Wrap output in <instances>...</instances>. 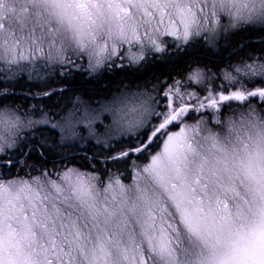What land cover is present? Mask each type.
Wrapping results in <instances>:
<instances>
[{"label": "snow or ice", "instance_id": "6c2138e0", "mask_svg": "<svg viewBox=\"0 0 264 264\" xmlns=\"http://www.w3.org/2000/svg\"><path fill=\"white\" fill-rule=\"evenodd\" d=\"M247 30L264 32V0H0V93L53 67L146 72ZM250 60L218 74L191 68L192 91L158 77L151 92L81 104L59 121L0 105V264H264V58ZM40 125L78 138L103 176L33 168V154L52 151L34 138Z\"/></svg>", "mask_w": 264, "mask_h": 264}, {"label": "bare ground", "instance_id": "6f19581e", "mask_svg": "<svg viewBox=\"0 0 264 264\" xmlns=\"http://www.w3.org/2000/svg\"><path fill=\"white\" fill-rule=\"evenodd\" d=\"M242 33H248V34L251 33L250 36L255 38L256 36H258V34H263L264 32H261L259 30H247V31H242V32L235 33V34L238 35ZM253 40H256V39H253ZM217 42L218 44H215V45H219V43H221V39L217 40ZM208 46L209 45H196V47H200L204 49H209L213 45H210V47ZM253 51L250 55L244 56L243 58H240L238 56H233L232 58H229L223 62H220L219 64L213 65V67H209V65L207 64H204L203 66L199 64H196V65L193 64L181 73L182 75H184L185 73H188L189 70L193 68V66H196L199 68H203L205 73L218 74L219 72L225 69H229L230 66L240 64L242 61L251 62L250 58H256L257 60H259L261 53L257 52V50H253ZM71 73H73V71ZM180 74L175 76V80L172 75L171 76L163 75L161 77H163L164 81H168L169 84H171L173 81L181 80L182 76H180ZM79 76L80 77H77V76H74L73 74H61L60 76H58L56 74L52 76L51 78L30 79L29 77L26 78L25 76L21 74L19 77H23V79L17 78L14 81L22 80L20 82V87L26 88L28 89V91L22 94V92H17V89H15L16 92L19 94L17 95L18 99L16 102L13 101L7 107L14 108V105L22 104L25 101L31 99L32 94L35 95V94L41 93L42 97L36 102V104L27 106L26 108L23 109V111L35 113L33 115H35L37 117L36 119L38 120L41 119L42 117H47L48 119L59 121L61 120V117L67 115L69 111L73 110L75 107H79L81 104H88V105L95 107L100 102L111 99L112 96L117 95L120 92L137 91V90H145V91L151 92L154 85L157 88L160 87V84L157 82V79H150L152 81H147L148 78L150 77L147 78L146 76H144L143 79H138L137 81L132 82L133 84H130V85L122 84L120 86H116L114 84H111L110 86L108 85L104 86L103 85L104 81L112 82L116 76L115 72L107 73L105 68L100 69L99 74L94 75L93 73L92 75H87V77H83L82 75H79ZM81 77L83 79H81ZM14 81L12 82L14 83ZM10 82L5 81L3 83L6 86H8ZM218 84H219V80L217 79L216 84H214V88L218 86ZM84 86L86 87L83 88ZM14 87H15V83H14ZM199 87L200 86L197 85L195 82H189V85L186 89L188 91H192V90L198 89ZM93 89L97 91H103V92H100L98 95L91 94L90 91H95ZM75 90H80V91L72 94L70 98L72 100L71 101L69 100L70 95H68V93L70 91H75ZM52 95H54L57 98V104L55 105H52L49 102L47 103L48 97ZM225 110H227V108H225ZM210 113H211V110H208L207 119H210L211 117ZM213 128H216V127L213 125ZM22 134L27 136L29 134L28 130L26 129L24 133ZM84 135L85 136L87 135L86 131L84 132ZM41 137L43 138L47 137L50 139V142L54 143V145L58 144L57 146H61L63 149H66L67 153L65 152L66 154L64 155H58V153L55 152L56 154L55 159L69 160L70 162H68L69 163L68 167H77L85 172L95 171L100 174H102V172L105 171V168L102 162L97 163L95 162L94 159L84 158V152L81 150L80 147H77V145L81 143V141L78 138L75 140L68 139V140H65L64 142H61L57 130L51 129L50 127L46 125H40L35 130L34 138L41 139ZM85 146L88 148L89 157H93L94 153L95 155H99V153L96 152V150L91 147L90 141L86 142ZM35 161L36 160L34 159V155H33L31 160L28 161V163L33 168L37 169L34 164ZM137 162L143 163L144 161H137ZM94 163H95V167H93ZM131 166L132 165L129 164V166L123 170V181L125 183H129L131 181V177H132L131 172H133V167L131 168ZM22 173L23 172H21V174Z\"/></svg>", "mask_w": 264, "mask_h": 264}, {"label": "trees", "instance_id": "16d2710c", "mask_svg": "<svg viewBox=\"0 0 264 264\" xmlns=\"http://www.w3.org/2000/svg\"><path fill=\"white\" fill-rule=\"evenodd\" d=\"M250 35L251 33L238 34L236 36H233L231 41H229L227 44L221 43L219 45H213V47L209 49L195 47L192 50H190L191 55L186 56L182 62L174 59L173 61H168V62H163V63H158V64L156 63L154 68L149 69L146 72H139V73H136V72L128 73V72H123V71L116 72V76L113 79V81L112 82L104 81L103 85L104 86L106 85L110 86L111 84H114L116 86H120L122 84L130 85V84H133L132 82L137 81L138 79H143L144 76H146L147 78L150 77L148 78L147 81H152L150 79H156L163 75L164 76L165 75H169V76L175 75L176 76L193 64L194 65L207 64L209 65V67H213V65L219 64L220 62H223L229 58H232L233 56H238L240 58H243L244 56L250 55L253 50H257V52L261 53L259 59L264 58V33L258 34V36H256L255 38L251 37ZM253 39H256V40H253ZM18 78L23 79V77H18ZM21 81L22 80L14 81L15 87L12 81L10 82L8 86L5 87L4 91L6 92V95L4 93H0V96L2 97V98L0 97V105L8 106L13 101L15 102L17 101L18 99L17 95H19L17 92H22L23 94L28 91V89L20 87ZM85 87L86 86H84L83 88ZM15 89H17V92ZM79 91L80 90L70 91L68 93V95H70L69 100H71L70 98L72 94L79 92ZM100 92H103V91H97V90L90 91L91 94H97V95ZM31 97L34 98L35 99L34 101L37 102L42 97V95L41 93L35 94V95L32 94ZM48 102L51 103L52 105H55L57 104V98L54 95H52L48 97L47 103ZM33 103L34 102L31 101V105H33ZM227 113L230 114L229 111H227ZM204 119L207 120V116H205ZM44 139L48 141V144L51 146L52 151L48 152L45 158L43 159L40 158L38 155L33 154L34 159L36 160L34 163L35 167L37 169H40L43 167L49 171H54L64 165L68 166L69 165L68 162H70L69 160L55 159L56 158L55 152H57L58 155H64L67 153L66 149H63L61 146H57L58 144L54 145V143L50 142V139L47 137H45ZM23 174L24 173H22V175Z\"/></svg>", "mask_w": 264, "mask_h": 264}, {"label": "rangeland", "instance_id": "374dc122", "mask_svg": "<svg viewBox=\"0 0 264 264\" xmlns=\"http://www.w3.org/2000/svg\"><path fill=\"white\" fill-rule=\"evenodd\" d=\"M233 36H236V34H233V33H227V34H222L220 37H218V39H220L221 38V43L223 44H227L229 41H231V39H232V37ZM217 39V40H218ZM199 42H201V43H204V41L203 40H199ZM221 43H219V44H221ZM215 44H218V42L216 41V43ZM208 47H210V45L208 46ZM211 47H213V46H211ZM81 64H83V61L81 62ZM193 68H196V66H193ZM106 69V68H105ZM201 69H203V68H201ZM43 72H44V75L42 76V78H51L52 76H54V75H58V76H60L61 75V71H60V69L58 68V67H53L52 69H50V70H42ZM106 71H107V73H110L111 71L110 70H108V69H106ZM100 73V70L99 71H97V72H94V75L95 74H99ZM71 74H73L74 76H77V77H80L79 75H82L83 77H87V75H92L93 73H87V71H85L83 68H81V69H79V70H73V73H71ZM187 74L188 73H185L184 75H182V73L180 74V76H182L181 77V82H183L184 83V88H187L188 87V85H189V82H186V76H187ZM23 76H25L26 78L27 77H29L28 76V74L27 73H24V74H22ZM81 79H83L82 77H81ZM1 97V96H0ZM2 98V97H1ZM35 99L34 98H31V99H29V100H27V101H25L24 103H22L21 105H14V108L15 109H17L18 111H19V113L23 116V115H25V114H27V115H29V116H31V118L32 119H35V120H38V119H36L37 117L35 116V115H33V114H35V113H33V112H25V111H23V109L24 108H26L28 105H31V101H33L34 103H33V105L34 104H36V101H34ZM227 111H229L230 112V114L228 115V116H226V117H224V118H220V117H217L216 116V118L217 119H220V120H227L228 119V117L232 114V110L231 109H227ZM197 112H195V114H196ZM195 114L194 113H190L189 115L190 116H194L195 117ZM200 116H201V114H200ZM200 116L198 117V119L200 118ZM204 117H205V115H204ZM206 121H208V123H209V125L210 126H212V124H214V126L217 128V129H219L220 128V125H216L214 122H213V119L211 118V119H207ZM189 123H193V122H191L190 120H189ZM100 174V173H99ZM101 176H103V173L102 174H100ZM131 181L129 182V183H132V179H133V172H131ZM122 178V177H121ZM123 179V178H122ZM128 179V178H127ZM126 184H128V183H126Z\"/></svg>", "mask_w": 264, "mask_h": 264}, {"label": "flooded vegetation", "instance_id": "af4514ba", "mask_svg": "<svg viewBox=\"0 0 264 264\" xmlns=\"http://www.w3.org/2000/svg\"><path fill=\"white\" fill-rule=\"evenodd\" d=\"M196 45H209V44H207V43H201V42H197V44ZM206 48V47H205ZM157 64L158 63H163V62H161V61H157L156 62ZM200 65V64H199ZM201 66H203V65H201ZM111 72H119V71H123V72H128V73H131V71L130 70H124V69H121V68H118V67H113L111 70H110ZM173 76V78H174V80H175V75H172Z\"/></svg>", "mask_w": 264, "mask_h": 264}]
</instances>
